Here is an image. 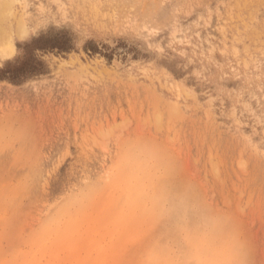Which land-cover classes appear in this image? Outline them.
Returning <instances> with one entry per match:
<instances>
[{
	"label": "rangeland",
	"instance_id": "1",
	"mask_svg": "<svg viewBox=\"0 0 264 264\" xmlns=\"http://www.w3.org/2000/svg\"><path fill=\"white\" fill-rule=\"evenodd\" d=\"M15 7L0 69L41 72L0 81V264H264V0Z\"/></svg>",
	"mask_w": 264,
	"mask_h": 264
},
{
	"label": "trees",
	"instance_id": "2",
	"mask_svg": "<svg viewBox=\"0 0 264 264\" xmlns=\"http://www.w3.org/2000/svg\"><path fill=\"white\" fill-rule=\"evenodd\" d=\"M92 45H93L92 43H88V46L92 48V49H88L87 46L86 50L88 53L90 50L93 52V54H102V52L99 51L98 48L93 47ZM73 49L74 47L72 45V38L70 37V33L66 30H61L56 33L50 32L47 34H42L38 38L34 39L31 44H28L24 47V50L26 51V56L28 55L29 60L31 58V60L36 64V66H43V62L37 58L36 55L37 51L63 54V53H70ZM105 57L111 60L113 55L105 54ZM26 65L27 63L11 71L9 69V64H8L5 68L0 69V81L8 80L15 83L17 80H20L22 78H27L29 76L41 72L38 69H34L33 71L27 73L25 72L26 69L24 70Z\"/></svg>",
	"mask_w": 264,
	"mask_h": 264
},
{
	"label": "bare ground",
	"instance_id": "3",
	"mask_svg": "<svg viewBox=\"0 0 264 264\" xmlns=\"http://www.w3.org/2000/svg\"><path fill=\"white\" fill-rule=\"evenodd\" d=\"M16 3H18V0H0V33L1 32L3 33V31H4V26L2 25L3 27H1V22L3 20H5V21L6 20H9V22H10L12 19H14L16 17V11H17V9L15 7ZM21 5H23L22 6V9H23V14H24L25 11L27 10V6L28 5L27 4L24 5L22 3H21ZM22 19L23 18L20 19V21H21L20 22V25H23V28H22L21 33L22 34H25V33H27V29L25 28V24L26 23H23V20ZM11 24L8 23L9 26H11ZM10 29H12V28H9V30ZM1 37H2V40H0V59L1 60H6V59L12 57L15 54V45H14V41H13L11 35L8 34L6 36V38H3V36H1ZM4 39H6V40H4Z\"/></svg>",
	"mask_w": 264,
	"mask_h": 264
}]
</instances>
